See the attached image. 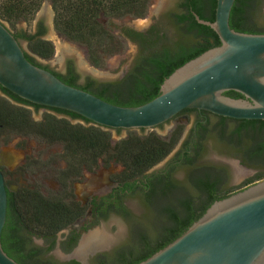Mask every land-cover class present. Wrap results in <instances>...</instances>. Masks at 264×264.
<instances>
[{
	"label": "trees",
	"instance_id": "16d2710c",
	"mask_svg": "<svg viewBox=\"0 0 264 264\" xmlns=\"http://www.w3.org/2000/svg\"><path fill=\"white\" fill-rule=\"evenodd\" d=\"M47 0H0V18L15 29L14 35L18 40L28 43L29 52L26 56L34 64L49 69L38 61L37 57L49 60L55 54L52 41L43 37L45 29L39 32L18 30L16 24L29 21ZM55 11V26L57 31L70 41L86 46L89 59L97 67L106 64V56L111 57L122 52V37L136 41L141 48L129 73L116 82L98 83L89 79L83 86L77 84V76H63L55 71L59 78L69 85L80 87L113 104L122 106H139L151 101L160 94L164 80L177 68L189 60L199 56L206 50L221 44L218 34L210 27L201 24L195 13L201 19L214 21L217 0H181L178 11L173 12L167 24L173 28L170 33L167 25H153L146 32H138L129 27H123L120 34H113L101 18L145 17L152 0H48ZM263 0H236L231 12L230 24L237 31L248 33H264V24L258 22L262 12ZM120 37V38H119ZM0 133L21 136H37L53 144L61 141L65 146V156L68 177L81 176L87 167L93 169L100 159L107 165L111 161L122 164L123 171L116 179L124 186L122 190L133 188L146 171L164 160L177 145L183 131V126L172 133L169 140L156 133L139 135L130 133L128 137L113 144L111 133L102 126L73 124L67 118L48 115L44 121L33 120L31 111L24 105L34 104L0 85ZM235 98L242 95L229 91L226 93ZM36 106H40L35 104ZM68 114L70 118L81 117L87 123L90 120L68 110L51 108ZM226 119L225 117H222ZM229 134H222L236 148V154L247 166L264 168V120H238ZM190 162V161H189ZM192 162V161H191ZM264 178V172L258 173L247 184ZM134 181V182H133ZM190 182L195 186L194 193L187 192L178 196L177 205L161 204L157 206L155 218L163 221L155 223L151 235L157 237L151 247L148 233H138V250L124 248L117 254L109 256L102 254L95 264H138L162 249L183 232H185L207 209L217 200L230 196L233 192L224 191L222 179L207 170H199L190 176ZM67 196H72V190L66 180ZM157 186V187H156ZM174 184L161 180L153 189L166 196ZM119 190L116 193L119 196ZM121 197L117 198L120 203ZM146 207L151 209L146 200ZM103 212L105 218L109 211L116 210L126 217L131 212L123 204H114ZM85 213L76 202H66L63 199H49L39 190L23 188L18 192L8 191V217L3 230L2 242L5 251L21 264L23 258H29L28 264H59L44 257V248L36 247L31 253L23 252L25 240L22 233L44 238L55 245L59 231L68 228ZM145 230V228H144ZM74 237L71 249L78 241ZM73 245V246H72ZM68 246V245H67ZM66 246V247H67ZM74 264H80L73 261Z\"/></svg>",
	"mask_w": 264,
	"mask_h": 264
},
{
	"label": "water",
	"instance_id": "95a60500",
	"mask_svg": "<svg viewBox=\"0 0 264 264\" xmlns=\"http://www.w3.org/2000/svg\"><path fill=\"white\" fill-rule=\"evenodd\" d=\"M235 1L217 0L214 21L195 13L221 44L177 68L162 83L160 94L142 105L113 104L34 64L1 18L0 85L31 103L68 110L114 129L155 128L184 109L264 120V33L231 27ZM229 91L242 97L229 96ZM7 217L8 188L0 169V264H21L3 247ZM138 264H264V179L215 201L179 237Z\"/></svg>",
	"mask_w": 264,
	"mask_h": 264
},
{
	"label": "flooded vegetation",
	"instance_id": "af4514ba",
	"mask_svg": "<svg viewBox=\"0 0 264 264\" xmlns=\"http://www.w3.org/2000/svg\"><path fill=\"white\" fill-rule=\"evenodd\" d=\"M180 2L181 0L179 1V3ZM171 14L172 13L169 12L166 15H164V19L162 22L163 24H167L168 19L170 18ZM40 29H45V33L43 35L44 37L47 33V26L44 21L38 23L37 28L34 33L39 32ZM147 30H136V31L146 32ZM127 39H129L131 42L137 44L140 47V45L136 41H133L129 37H127ZM20 41L22 42L23 40H20ZM140 51H141V48H140ZM44 65H47L49 67V70L55 71L59 74H62L63 76H67L69 74L76 75L77 84L79 86H83L90 78L96 80L98 83L111 82V81L99 80L95 77L84 74L82 70L79 68V65L72 59H68L66 61L64 71H58L49 64H44ZM113 82H116V81H113ZM0 93L3 95L1 88H0ZM24 106L27 107V109L31 111L33 120L37 122L44 121L48 115L53 114L59 118H67L73 124H85L86 126L98 125L94 122L87 123V121H84V119H82L81 117H75L74 119L73 118L71 119L70 116H68V114H65L62 112L57 113L56 111L51 109L52 107L42 106V105L36 106L35 104H32V105L26 104ZM34 113H42V119L41 120L35 119ZM225 118L226 119H223L222 116L215 115L206 110L184 109L181 112H179L174 118L169 120L168 122L162 125H159L158 127L164 128L166 124L174 122L173 125L168 130L170 132V135H169V138L167 137V140L171 138L172 133L178 130L180 126L188 124L190 125V127L187 130L183 128L182 135L177 143V144L180 143L178 150L167 161V163L163 167L150 171L156 165L153 166L151 169L146 171L145 174L139 178V180H137L138 182L134 185L133 188H128L126 190H122L124 186H122L120 184V181H118L115 178L117 174L123 171L122 164H121L122 170L117 173L109 172L108 180L106 181V183H103L101 186L98 185L97 180L93 178L95 177V175L99 174L100 165L103 164L105 167H107V169L109 168L111 169V167L113 166V163L120 164L115 161H111V163L107 165L104 160L100 159V161H98L97 165H95L93 169L90 170L86 167L83 170V173L81 176H78V177L72 176V177L67 178L65 170H67L68 168V161H67V158L64 152L62 157L55 158L54 160L51 161V163L47 166L48 168L47 170H43L40 172L42 175V174H45L46 171H51L53 169L55 171L57 169L56 179L60 186L61 194L57 192V195H55L54 197H50L49 195L45 196L41 183L39 184L34 183V184H30L29 186H19L11 182V180L9 179V176H17L19 172H21V174L32 172L33 168L36 166L35 162L37 160H35L34 158H31L29 160H26L24 164L20 166V164H18V162L20 163V159H17L16 156H13L11 153L7 152L4 155V158L0 159V169L2 170L4 174L8 191L18 192L23 188H28L31 190H39V192H41L45 197L49 199H63L64 201L68 203L73 201L79 204L85 210V213L79 218H77V220L73 222L68 228L63 229L57 233L56 239H55V245L53 247H51L52 242L47 241L44 238H41V239L45 246H37L34 241L36 236L23 232L21 235V237L25 240L23 244L24 245L23 252L25 254H29L36 247H41V248H44L45 251L48 250L45 253L44 257L48 260H52V262H56L51 257L50 253L54 250L55 247L59 245L62 250V253L68 260L63 263H59V262H56V263L74 264L73 261H78L80 262V264H95L99 256L102 254H108L109 256H113L114 254H117L119 250H122L124 248L130 249V250H138L139 247L141 246V245L139 246V243H138V237H139L138 233H144L145 230L143 226L138 222V220L133 219L135 217L128 207V199L130 197L140 198L141 201L145 205L147 202L146 200H148V205H150L151 209L155 210L153 212L152 210L150 211L156 215L157 206L161 204L163 205L169 204L171 206L177 205L178 196H180L181 194H185L187 192L194 193L195 186L193 185V183L190 182V176H192L199 170H207L213 173L216 177L221 178L222 182H221L220 188H222L224 191L227 190L225 189V187H226V184L229 183V180H230V172L228 168L219 162L220 159L218 160V162H215L214 160L212 161L208 160L211 157L209 155L211 152H213V149H216L222 154L226 153L227 155H229V157H231L232 154L237 156L235 154L236 153L235 145L231 141H229L227 137H225L222 134V132L225 133L226 135L229 134L234 128L235 121L232 118H228V117H225ZM103 128L104 130L109 131L111 133V141L113 144H115V142L113 141V133L116 132V134L120 136L124 131V129H120V128H117V129L108 128V127H103ZM140 130L144 131L146 129H140ZM19 136L21 135L0 133V143L4 146H8L11 142L14 141V139H16V137H19ZM21 137L23 138L36 137L38 139L43 140V138H39L37 136H30V135L21 136ZM44 142L51 144L47 140H44ZM55 143H61L64 145V143L61 141H57ZM64 149H65V146H64ZM39 157L40 156H37V159H39ZM0 158H1V153H0ZM237 158H239V160L242 161L241 157L237 156ZM63 160H65L66 162L65 168L59 169L58 167H55V165H57L59 162ZM17 165H19L20 167ZM179 170L185 171L184 180H179L177 176V172ZM87 173L90 174L92 177L89 183V184H92V186L90 187L88 186L87 188L78 192V189L75 188L76 184L83 182L84 181L83 179L86 177ZM66 180H67V183L70 185V188H71L70 190H72V196H67V193H66L67 187L65 183ZM161 180H168L174 184V188L166 196L161 195L160 192L154 193L153 191V189L155 188V185L160 184ZM85 182L86 181H84V183ZM95 184L99 186V187L96 186V189L98 188L97 190L95 189ZM13 185H16L14 186L15 188H13ZM117 188H121V190L118 191L120 194L119 196L121 197L120 203L123 204V206H125L131 212L130 217H126L125 215H123L124 217L127 218V220L129 219L130 221L129 241L118 247L112 248L111 251L107 250L108 248L107 246L99 247L97 246V243H92L88 245L81 253H79V251L81 250L80 247L82 245V239L84 238V236L90 233L91 230L95 228L96 226H98L103 220L107 219L103 216L104 210H106L108 207H111L110 204L112 202H114V204H120V203H117L118 202L117 198H119V196L116 193ZM111 214H120V213L116 210H111L109 211V216ZM160 221H163V220H161L157 216L155 218V222L161 223ZM148 235H151V234H148ZM76 236L79 237L77 243L74 246L72 245L73 247L71 249H68L70 245L73 244L74 237ZM149 238H150L149 245L153 247V245L155 244L154 242L156 241L155 239H157V237L154 235H151L149 236ZM23 262L28 264L30 262V259L24 257Z\"/></svg>",
	"mask_w": 264,
	"mask_h": 264
},
{
	"label": "rangeland",
	"instance_id": "374dc122",
	"mask_svg": "<svg viewBox=\"0 0 264 264\" xmlns=\"http://www.w3.org/2000/svg\"><path fill=\"white\" fill-rule=\"evenodd\" d=\"M179 1L180 0H152L147 15L142 18L121 17L110 19L102 17L101 20L115 35L120 34L123 27H129L136 30H147L155 24L162 23L164 15H166L167 13L178 11ZM260 15L261 16L258 17V22L260 24H264V0L262 3V12ZM42 21H44L47 26V33L44 38L53 42L55 47V54L49 60H44L39 57H37V59L43 64L51 65L58 71H64L66 61L68 59H72L79 65V68L86 75H90L103 81H119L127 73H129L137 56L140 54V47L137 44L131 42L125 37H122V52L117 53L111 57H107V55L106 64L103 67L95 66L89 59L86 46H82L76 42L68 40L57 31L55 26V11L51 2L48 0L42 4L38 12L34 15V17H32L31 20L21 21L17 23L16 28L18 30L35 32L38 23ZM7 25L13 32H15V29L12 28L9 23H7ZM166 25V29L169 30L170 33H172L174 31L173 28L169 27V23ZM22 44L24 48L29 52L28 43L23 40ZM34 117L37 120H41L42 113H34ZM173 123L174 122L166 124L164 128L155 127L146 129L144 131H141L139 129L124 130L120 136H118L116 132H114L113 141L116 143L128 137L131 132L137 133L139 135L156 133L160 137L167 139V137L169 138L170 135V132L168 130L173 125ZM183 126L186 130L190 127V125L188 124ZM179 146L180 143L176 145V147L168 157H166L150 171L163 167L167 163V161L175 154ZM7 152L11 153L13 156H16L17 159H20V163L18 162L20 166H22L26 160H29L31 158L37 160L35 162L36 166L33 168L32 172H28L26 174H21V172H19L17 176H9L11 182L19 186H29L30 184L34 183H41L45 196L49 195L50 197H54L55 195H57V192H61L60 186L56 179L57 169L55 171L54 169L51 171H46V173L42 175L40 172L43 170H47V166L51 163L52 160L62 157L65 152L63 144H48L45 143L44 140L38 139L36 137L23 138L19 136L16 137V139H14V141L11 142L8 146H4L0 143V159H3L4 155ZM37 156H40L39 159H37ZM209 156L211 157L208 160H214L215 162H218V160L220 159L219 162L228 168L230 172V180L229 183L226 184L225 189L229 188V190H231V192L233 193L260 181H254L251 184L247 185V183H249L248 181L254 178L258 173L264 172V168L262 167H253L242 164V161L237 158L238 155L235 156L234 154H232V156L229 157V155H227L226 153L222 154L216 149H213V152H211ZM55 167H58L59 169L65 168V160L59 162L57 165H55ZM99 169V174L95 175V177L93 178H95L97 180V184L101 186L108 180L109 172H120L122 170V166L121 164L113 163L111 169H107V167L102 164L100 165ZM184 172L185 171L183 170H179L177 172L179 180H184ZM238 172L241 173V177H239L240 174H238ZM91 178V175L87 173L86 177L83 179L86 182L84 183L83 181L76 184L75 188L78 189V192L87 188L88 186H92V184H89ZM16 185H13V188H15L14 186ZM98 185L95 184V189L96 186L99 187ZM128 207L135 217L133 219L138 220V222L143 226V228H145V231L148 234H152L155 230L156 222L154 223L153 221L155 214L148 210L149 208H147L146 205L138 197H130L128 199ZM93 232H102V234H104V236L108 238L109 241L105 246L108 247L107 250L111 251L112 248L118 247L129 241L130 221L121 214H111L106 220H103L98 226L93 228L90 233ZM34 241L37 246H45L42 239L39 237H35ZM55 248L50 253L51 257L56 262H66L68 259L62 253L60 246L58 245Z\"/></svg>",
	"mask_w": 264,
	"mask_h": 264
},
{
	"label": "bare ground",
	"instance_id": "6f19581e",
	"mask_svg": "<svg viewBox=\"0 0 264 264\" xmlns=\"http://www.w3.org/2000/svg\"><path fill=\"white\" fill-rule=\"evenodd\" d=\"M239 177H241V173L238 172ZM108 238L104 236V234H102V232H98V233H93L90 236L86 237L84 239V241L82 242V245L80 247V251L79 253H81L88 245L92 244V243H97V245H106L108 243Z\"/></svg>",
	"mask_w": 264,
	"mask_h": 264
}]
</instances>
